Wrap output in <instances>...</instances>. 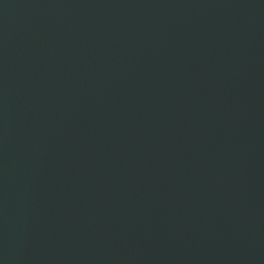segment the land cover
<instances>
[{
    "label": "water",
    "instance_id": "obj_1",
    "mask_svg": "<svg viewBox=\"0 0 264 264\" xmlns=\"http://www.w3.org/2000/svg\"><path fill=\"white\" fill-rule=\"evenodd\" d=\"M0 264H264V0H0Z\"/></svg>",
    "mask_w": 264,
    "mask_h": 264
}]
</instances>
